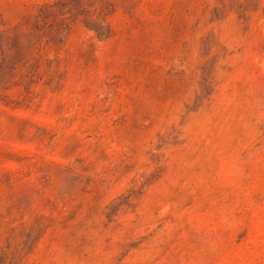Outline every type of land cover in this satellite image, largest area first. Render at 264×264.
<instances>
[{
  "label": "rangeland",
  "instance_id": "374dc122",
  "mask_svg": "<svg viewBox=\"0 0 264 264\" xmlns=\"http://www.w3.org/2000/svg\"><path fill=\"white\" fill-rule=\"evenodd\" d=\"M0 264H264V0H0Z\"/></svg>",
  "mask_w": 264,
  "mask_h": 264
}]
</instances>
